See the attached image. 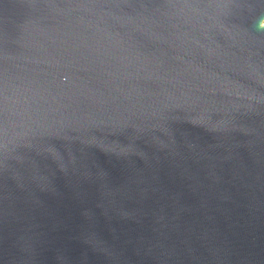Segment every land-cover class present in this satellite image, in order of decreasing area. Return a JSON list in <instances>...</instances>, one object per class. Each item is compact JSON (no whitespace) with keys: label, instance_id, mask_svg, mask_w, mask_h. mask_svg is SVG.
<instances>
[{"label":"water","instance_id":"95a60500","mask_svg":"<svg viewBox=\"0 0 264 264\" xmlns=\"http://www.w3.org/2000/svg\"><path fill=\"white\" fill-rule=\"evenodd\" d=\"M0 264H264V0H0Z\"/></svg>","mask_w":264,"mask_h":264}]
</instances>
